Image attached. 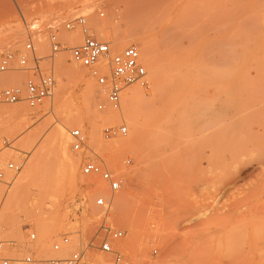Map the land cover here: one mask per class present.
<instances>
[{"label":"rangeland","instance_id":"obj_1","mask_svg":"<svg viewBox=\"0 0 264 264\" xmlns=\"http://www.w3.org/2000/svg\"><path fill=\"white\" fill-rule=\"evenodd\" d=\"M70 1L11 0L13 11H0V63L9 51L18 55L29 39L38 55L48 54L52 32L65 45L56 54L55 95L37 109L25 102L2 101L5 89L23 86L27 77L17 60L0 75V165L6 172L5 182L0 181V237L15 241L4 250L17 259L11 264H48V259L66 257L78 245L87 251L83 264H111L110 255L95 247L107 233L102 227L104 211L96 204L100 195L112 205L107 219L110 227L124 231V237L113 243L124 250L131 264H185L181 254H166L165 247L194 236L198 210L217 199L220 209H214L215 203L210 208L215 210L214 218H219L215 223L220 245L216 242L196 262L264 264V0ZM68 3H74L75 12L64 8ZM77 16L86 17L89 34L111 43L113 54L137 45L148 79L156 76L149 85L161 75V82L151 89L139 83L127 88L148 90L137 97L139 129L123 112L124 99L123 110L98 109L99 104L107 103V97L92 70L76 64L69 50L84 39L83 27H65ZM95 21L103 24L101 37L93 28ZM108 29L117 40L112 41ZM15 32L18 40L9 42ZM69 33H78L81 40L73 44L67 38ZM129 33L142 39L129 40L125 37ZM143 41L153 44L151 62L143 57ZM149 63L153 71L156 64L161 71L153 73ZM65 70L69 71L67 77L62 74ZM79 72L93 82L97 96L91 103L90 118L87 115L68 123L69 115L85 110V80L77 76ZM61 78L66 80L65 92L60 89ZM15 108L27 111V123L8 124L7 113ZM122 123L128 126L127 136L104 139V126ZM58 127L67 130L69 152L81 161L77 180L70 178L62 153L49 143ZM92 127L97 130L95 140ZM74 128L87 134L90 150H73L70 131ZM31 133L33 141L26 143ZM132 138L135 143L125 145ZM117 143L124 147L118 148ZM43 145L47 147L37 176L17 191L15 180ZM96 155L123 177L120 191L112 193L99 177L82 173L86 160L97 159ZM128 158L131 164L126 163ZM10 161L22 164V169L8 171ZM6 207L11 212L8 217L2 215ZM32 233H36L33 240ZM64 235H69L73 245L56 252L53 245ZM30 253L35 262L23 261ZM193 260L188 264H195Z\"/></svg>","mask_w":264,"mask_h":264},{"label":"built area","instance_id":"obj_2","mask_svg":"<svg viewBox=\"0 0 264 264\" xmlns=\"http://www.w3.org/2000/svg\"><path fill=\"white\" fill-rule=\"evenodd\" d=\"M86 25L85 16H77L65 23L66 29L73 30L79 26L84 28L85 33L84 39L79 44L69 48L72 60L82 67L91 69L93 75L97 77L98 85L107 97V103L99 104L98 109L100 111L107 109L120 111L123 94L128 87L137 83L147 86L149 83L148 71L142 61L141 51L137 45L131 44L122 51L113 54L111 43L89 34ZM49 40L51 51L44 56L37 54L36 45L32 39L26 42L24 49L18 55L11 51L3 55L0 63V75L13 67L16 60L20 69L27 73L23 86L10 87L2 92L3 102L10 104L25 102L31 109H37L48 99L54 97L56 54L65 45L54 32L50 34ZM128 133L129 129L125 123L110 124L103 128V137L106 140L125 137ZM70 137L74 151L90 150L88 136L82 129H72ZM96 158L90 157L86 160L82 167V173L90 177H99L108 184L112 193L120 191L123 187V177L116 174L104 159L97 155ZM126 163L131 164V158H128ZM22 166L16 161H10L6 165V169L10 172H19ZM5 180L6 172L0 165V181L5 182ZM96 204L104 211L105 219L102 221V227L107 233L100 244L95 247L110 255L111 264H131L124 250L113 243V241L121 240L124 237V231L113 229L109 225L107 219L111 212V202L104 195H100L96 199ZM29 237L32 240L35 239L36 233L30 234ZM14 245V240H4L0 237V264H11L17 261L4 253L6 246L11 248ZM72 245L69 235H64L60 241L54 243L53 249L59 252L64 246ZM86 257L85 247L78 245L68 256L52 257L47 262L48 264H83ZM23 261L35 262L34 255L27 254Z\"/></svg>","mask_w":264,"mask_h":264},{"label":"bare ground","instance_id":"obj_3","mask_svg":"<svg viewBox=\"0 0 264 264\" xmlns=\"http://www.w3.org/2000/svg\"><path fill=\"white\" fill-rule=\"evenodd\" d=\"M28 1V0H27ZM33 1V0H32ZM38 1V0H37ZM50 1V0H49ZM54 1H70V0H54ZM129 1H133V0H129ZM140 1H145V0H140ZM71 2V1H70ZM30 3V2H29ZM40 3V2H39ZM27 4V3H26ZM38 3H36L35 5H37ZM42 4H44V3H42ZM54 4V3H53ZM59 4H60V2H59ZM69 4V3H68ZM70 4H72V5H70ZM69 4V7H64V8H66V9H68L67 11H69V12H75V10H76V8H75V6L73 5L74 3H70ZM76 4V3H75ZM29 5V4H28ZM34 5V4H33ZM57 5V4H56ZM77 5V4H76ZM11 7H12V3H11V0H0V11H1V8L2 9H4V8H9V10L10 11H13L12 9H11ZM35 7H37V8H39L40 7V5H39V7L38 6H35ZM63 7V6H62ZM33 8V7H32ZM42 8V7H41ZM31 9V8H30ZM34 10V9H33ZM37 10H39V9H37ZM44 10V9H43ZM42 11V10H41ZM61 12V11H60ZM59 12V14H58V12H56L58 15H60L61 13ZM12 14V13H11ZM53 14H55V13H53ZM57 14H55L56 15V17H57ZM63 14V13H62ZM61 14V16H63ZM66 13H64V15H65ZM68 15V14H67ZM53 16V15H52ZM54 18H55V16H54ZM53 18V19H54ZM57 18H61V19H63V18H65V17H57ZM56 18V19H57ZM58 22H59V20H57ZM94 30H95V32L98 34V36H103L105 33H104V31H103V24H101L99 21H95V23H94ZM109 30V29H108ZM92 31V30H91ZM107 34H109V36L111 37L112 36V32H111V30H109L108 31V33ZM106 34V35H107ZM77 35H78V33H69L68 35H67V38L69 39V40H73V44L74 43H77V41H80L81 40V36L80 37H77ZM140 35H136V34H134V33H129V34H126L125 35V37H127V38H129V40L130 39H140L141 37H139ZM18 37H19V34L17 33V32H15V33H13V35L11 36V38L9 39V42H16L17 40H18ZM118 39V36H112V41H115V40H117ZM142 39V38H141ZM154 45H156V44H154ZM156 47V46H155ZM143 49H144V51H145V55H143V57L146 59H148L149 60V62H151L150 61V58H152V53H153V44H152V42H148V41H143ZM141 51V50H140ZM143 53V52H142ZM59 55V54H58ZM71 60V59H70ZM154 61V60H153ZM149 68H150V70H152L153 71V69H151V68H153V66H152V64L151 63H149ZM66 70H68V69H66ZM64 71V73H62L63 74V76H65L66 75V77H67V74H65V72H67V71ZM69 70H71V69H69ZM91 71V70H90ZM151 71V72H152ZM159 71H161V67H160V65H158V64H156L155 65V70L153 71V73H158ZM69 72V71H68ZM67 72V73H68ZM78 72V71H77ZM155 73V74H156ZM161 73V72H160ZM159 73V74H160ZM77 74V73H76ZM85 75H86V73H84V72H79V74L77 75L79 78H81V79H83V80H85V91H84V95H82V96H84V102H85V110L84 111H81V112H79V113H72L71 115H69L68 116V123H74V121L76 122V121H78V120H81L80 118H82L83 116H86L87 117V115H88V117H89V114H90V112H91V103L95 100V98H96V94L95 93H97L96 91H95V88H94V84H93V82L91 81V80H87V79H84L85 78ZM63 76H61V77H63ZM76 76V75H75ZM65 77V78H66ZM151 77V76H150ZM156 76H154L152 79H150L149 80V83H148V85L147 86H143V87H149L150 86V89L154 86V83L156 82L157 84L158 83H160L161 82V75H158L157 76V78L155 79L156 81L152 84V85H149L150 84V81L151 80H154V78H155ZM77 78V77H76ZM79 78H77V79H79ZM64 81H66L64 78L62 79L61 78V80H60V89H61V92L62 91H66L67 90V84L64 82ZM152 82V81H151ZM137 85V84H136ZM152 86V87H151ZM140 87H141V85H140ZM142 87V88H143ZM128 90V89H127ZM145 91H148V90H142V89H140V88H138L137 86L134 88V89H131V90H128L127 92H125V94H124V97H123V104H125V109L124 108H122V110H123V112L125 113V115H127V116H129L130 117V123L131 124H133V126L134 125H136L137 127L139 126V115L137 114V112L135 111V107H136V102L138 101V98L140 97L139 95H141V94H143V92H145ZM138 97V98H137ZM137 110V109H136ZM123 113V114H124ZM28 113H27V111H22V110H20L19 108H15V109H12V111H10L9 113H7V122H8V124L11 126V123L14 121L15 122V124H21V123H27V121H28ZM91 115V114H90ZM93 115V114H92ZM124 115V116H125ZM92 117V116H91ZM90 118V117H89ZM126 118H128V117H126ZM97 119V118H96ZM94 121H96V120H94ZM132 121V122H131ZM66 122H67V119H66ZM109 123V122H108ZM107 123V124H108ZM9 125H8V127H9ZM13 125V124H12ZM66 125V124H65ZM64 125V126H65ZM7 127V128H8ZM66 127V126H65ZM136 127V128H137ZM6 128V129H7ZM92 128H94L93 129V131H94V133H93V131L91 132V136H92V138L95 140L96 138H95V134H97V130L95 129V127H92ZM138 129H139V127H138ZM95 130H96V132H95ZM169 132H171V129L169 130ZM32 133H31V135H28V137H27V139H25V142L27 141V140H30L31 138H32ZM36 135H34V137H35ZM29 138V139H28ZM98 138V137H97ZM135 138V137H134ZM134 138H132L131 140H129V141H127V142H125L126 144L125 145H130L131 143H135V139ZM119 139V138H118ZM22 140V139H21ZM31 142L33 141L32 139L30 140ZM30 141H28V143L30 142ZM68 136H67V130L64 128V127H58L54 132H53V134L51 135V138H50V142L49 143H53L54 145H55V147L57 148V150L60 152V153H62V155H63V157H64V159H65V165L67 166V173H68V175L70 176V178L71 179H73V180H77L79 177H81V175H80V172H79V163L81 162H79V158L77 159V158H75V156L73 155V154H71V152H69L70 150H69V145H68ZM97 142V141H96ZM27 143V142H26ZM116 143V142H115ZM33 144V143H32ZM92 144H94V143H92ZM48 145V144H47ZM103 145V144H102ZM94 146V145H93ZM104 146V145H103ZM116 146L118 147V148H122V147H124V145L123 144H119V143H117L116 144ZM47 146L46 145H43V146H40V148H38L35 152H34V154H33V156H32V158H31V160L29 161V163L26 165V167H25V169H24V171H23V173L21 174V175H19L18 177H17V179L15 180V182H14V186H15V188L17 189V191L21 188V186H23L24 185V183H26L27 181H29L30 179H32V178H34L35 176H37V169H39L38 167H39V164H40V162H41V160L43 159V157H44V154H45V152H46V150H45V148H46ZM156 147H157V145H156ZM51 148V147H50ZM53 148V147H52ZM111 149H112V147H111ZM93 150V149H92ZM94 151V150H93ZM90 156H91V154H90ZM110 158V157H109ZM243 164V163H242ZM41 166V165H40ZM218 166V165H217ZM228 166V165H227ZM114 167V166H113ZM226 167V166H225ZM233 167V166H232ZM237 168H239L238 166H236ZM209 168H211V170L210 171H213V169H212V167H209ZM216 168V167H215ZM234 168V167H233ZM235 169V168H234ZM45 173V172H44ZM238 178L239 177H241V172H239L238 173V176H237ZM46 178V177H45ZM35 179V178H34ZM33 179V180H34ZM83 180V179H82ZM84 181V180H83ZM83 181H82V183H83ZM86 181V180H85ZM84 181V182H85ZM94 181V180H93ZM75 183V182H74ZM209 183V182H208ZM99 184V182L97 183V185ZM47 185V184H46ZM96 185V186H97ZM103 185V184H102ZM102 187V186H101ZM105 187V185H103V188ZM201 187V186H200ZM96 188V187H95ZM153 189H155L154 187H152ZM208 188V187H207ZM211 188V187H210ZM227 188H228V186H227ZM104 189H106V188H104ZM224 189H225V187H224ZM206 190V189H205ZM226 190V189H225ZM99 191V190H98ZM224 191V190H223ZM222 192V191H221ZM216 195V194H215ZM219 195H223V194H219ZM205 197V196H204ZM218 197V196H217ZM230 197V196H229ZM243 197V196H242ZM204 198L202 197V200H203ZM212 199V198H211ZM214 200H215V197L213 198ZM212 199V200H213ZM237 199H240L239 197L238 198H236L235 200H237ZM246 199V198H245ZM205 200V199H204ZM206 200H207V198H206ZM243 200V199H242ZM208 201V200H207ZM216 201H219L218 199L217 200H215L214 202H212V203H215V204H212V203H210V206H211V204H212V206H215V207H217L218 206V204H217V202ZM209 202V201H208ZM211 202V201H210ZM229 202V201H228ZM207 203V202H206ZM206 205H208V204H206ZM217 205V206H216ZM221 205V204H220ZM225 204H223V206H224ZM237 205V204H236ZM201 206V205H200ZM210 206L208 205V207H206V206H204L203 208H201L200 210H198V215H196L197 217H198V223H197V231H196V234L194 235V236H186V237H182L179 241H177L176 243H171V244H168V245H166V247H165V251H166V254L167 253H169V254H171V253H173V254H181L182 255V257H183V261H184V263L185 264H188V262H189V259L192 261L193 259L195 260V264H199L200 262H196V259H198V255L199 256H203L204 258H205V256H206V253L209 251V250H212L213 249V247H214V244L217 242V241H219V237L220 236H218V234H219V230H218V226H216V223H215V221L216 220H218V219H216V217L214 218V213H215V210L214 209H220V208H214V209H211L210 208ZM228 206V205H227ZM227 206H225V207H227ZM152 209V208H151ZM199 209V208H198ZM223 209V208H222ZM228 209V208H227ZM250 209H251V207H250ZM260 210V209H259ZM251 211V210H250ZM261 211V210H260ZM11 212H10V210H9V208H5V209H3V211H2V215L4 216V217H6V215H7V217H8V215L10 214ZM154 213V212H153ZM218 213V212H217ZM235 214V213H234ZM260 215V214H259ZM246 216V215H245ZM262 216V215H261ZM243 217V216H242ZM255 217V216H254ZM121 218V217H120ZM195 218V217H194ZM239 218V217H238ZM237 218V221L239 220ZM245 218V217H244ZM259 218V217H258ZM192 219V218H191ZM216 219V220H215ZM125 220V219H124ZM241 220V219H240ZM38 222V221H37ZM242 222V221H241ZM185 223V222H184ZM188 223V222H187ZM194 223V222H193ZM238 223V222H237ZM237 223H234V226L237 224ZM240 223V222H239ZM255 223V222H254ZM241 224V223H240ZM238 225V224H237ZM239 226H241V225H239ZM131 227V226H130ZM163 227H164V225H163ZM132 228H133V226H132ZM134 229L136 230V228L134 227ZM134 229H133V231H134ZM222 229V228H221ZM153 230V229H152ZM170 230V229H169ZM135 232V231H134ZM133 232V233H134ZM43 233V232H42ZM156 233V232H155ZM166 233V232H165ZM229 233V232H228ZM42 236H43V234H42ZM92 236V235H91ZM184 236V235H183ZM26 237V236H25ZM140 237V236H139ZM24 240V239H23ZM142 240V239H141ZM149 241V240H148ZM150 241H151V239H150ZM94 242V241H93ZM220 242V241H219ZM219 242H217V245L219 244ZM156 243V242H155ZM150 244V243H149ZM151 244H153V243H151ZM43 245V244H42ZM158 245V244H157ZM220 245V244H219ZM155 246V245H154ZM159 246V245H158ZM42 246L40 245V248H41ZM217 246H215V248H216ZM44 249V248H43ZM159 249H160V247H159ZM215 250V249H214ZM213 252V251H212ZM204 254H205V256H204ZM209 254V253H208ZM225 254V253H224ZM196 255V256H195ZM193 257V256H195L193 259L192 258H189V257ZM101 258V257H100ZM91 259V258H90ZM94 259V258H93ZM96 259V258H95ZM102 259V258H101ZM101 259H100V261H101ZM200 259V258H199ZM194 260H193V262H194ZM93 261V260H92ZM103 262V261H102ZM99 263V264H103V263ZM192 262V263H193ZM217 262V261H216ZM194 264V263H193Z\"/></svg>","mask_w":264,"mask_h":264}]
</instances>
